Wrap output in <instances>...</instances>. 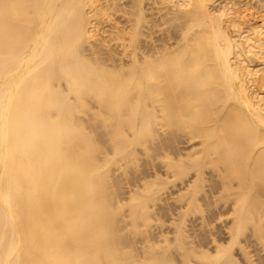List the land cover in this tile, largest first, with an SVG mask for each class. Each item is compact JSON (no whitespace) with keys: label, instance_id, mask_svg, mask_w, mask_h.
Wrapping results in <instances>:
<instances>
[{"label":"bare ground","instance_id":"1","mask_svg":"<svg viewBox=\"0 0 264 264\" xmlns=\"http://www.w3.org/2000/svg\"><path fill=\"white\" fill-rule=\"evenodd\" d=\"M128 1L131 23L112 34L129 62L114 70L83 52L110 37L103 42L96 25L99 0H0V264H264V0L254 20L235 10L251 0H161L173 11L163 9L173 13L165 18L177 22L159 43L141 42L139 57L143 0ZM92 108L114 121L107 137L115 156L131 160L129 147L139 143L161 158L163 170L140 185L146 193L131 190L133 222L151 218L149 201L168 184L182 185L175 235L161 230L155 251L145 232L139 261L118 231L109 158L98 156L100 144L78 117ZM201 200L217 210L201 224L224 215L227 240L222 232H207V241L205 232L184 234Z\"/></svg>","mask_w":264,"mask_h":264},{"label":"rangeland","instance_id":"2","mask_svg":"<svg viewBox=\"0 0 264 264\" xmlns=\"http://www.w3.org/2000/svg\"><path fill=\"white\" fill-rule=\"evenodd\" d=\"M154 1V2H153ZM160 1V2H159ZM220 1H222V0H215L214 2H213V4H214V6H216V7H218L219 6V3H220ZM247 1H250V0H247ZM255 1V2H254ZM105 2L107 3L106 4V6H104L105 5ZM112 2V3H111ZM126 2V3H125ZM128 0H99V3H101V5L103 6L102 8H100V9H97V12H99V13H97V15H100V16H97L96 15V19H99L100 18V21L99 20H96L97 21V26H98V29H99V31H100V33H101V36H100V38H102L101 40H103V42H104V38H103V36L104 35H107L108 33L110 34H108L107 36H104L105 38L107 37H109L108 38V40H107V38L105 39V41L107 40V41H109V43H107V41L105 42V43H102V42H100L101 44H103V46L99 43V44H95V42H91V43H93L94 44V46L91 44V45H87V44H85L83 47V52H84V54L87 56V57H89L90 58V60H91V57H93V58H99V60H101L102 61V64L105 66L106 64H108V65H106L107 67L109 66V67H114V70H115V68L116 67H119L120 65H118V63L119 64H123V65H125V63H126V65L128 64V62H129V56H128V58H127V60H126V57H127V55L126 54H124L123 55V48H122V46H121V43H117V42H121V40L120 39H118V41H117V39L115 38V34L113 33L112 34V31L114 30V25H115V27H116V25L118 26V28H120V30H122L123 28H125V27H127L128 28V26L130 25V23L131 22H129L128 21V17H127V14H126V9L128 8ZM114 3V4H113ZM151 3H153V4H151ZM160 3V4H159ZM218 3V4H217ZM104 4V5H103ZM111 4V5H110ZM150 4V5H149ZM163 4V6H164V3L162 2L161 3V0H143L142 1V10H143V17H145V19H143L145 22H144V24H142L143 25V29L142 30H140L141 31V34L138 36V37H140V38H138V42H136V44H135V50L137 51V57H139V55L138 54H141V52L145 49V46L144 45H146L147 46V44L149 45V44H151V42H152V44H151V46L155 43V44H157V43H159L161 40H163V32H164V39H166L167 38V35L166 34H168V35H170L171 34V32L173 31V28H174V25L176 24V22H177V19H175V18H167V16L169 15V11L171 10L172 11V9H169L170 7H168L169 5L168 4H166L165 6H167V7H165L164 6V8H161L162 5ZM212 4V5H213ZM250 4H251V6H246L247 8H245V6H244V8H240V7H238V8H236L235 10L236 11H238L239 9V11H244V13H246L245 14V18H248V16H250L249 17V19H252V20H254L255 19V14H256V11H258V8H257V6H260V3H258L257 2V0H251L250 1ZM108 7V8H107ZM159 7V8H158ZM108 9V10H107ZM159 9V10H158ZM162 9V10H161ZM163 9H167V10H169L168 12H166L165 10H163ZM259 9H261L260 7H259ZM107 10V11H106ZM119 10V11H118ZM144 10H145V12H144ZM100 11H102V12H100ZM116 11H117V13H116ZM156 11V12H155ZM159 11V12H158ZM162 11V12H161ZM163 11L164 12H166V13H168L167 14V16H166V18H165V14L166 13H163ZM111 12V13H110ZM120 12L122 13V14H120ZM153 14H152V13ZM173 12V11H172ZM171 12V14L173 15V13ZM251 12H252V14H251ZM109 14V16L108 15H106V14ZM115 13V14H114ZM118 13H119V15H118ZM103 14V15H102ZM105 14V15H104ZM148 14V15H147ZM171 14L169 15V16H171ZM247 14H250V15H247ZM254 14V15H253ZM116 15H117V18H116ZM128 15H130V14H128ZM151 15V16H150ZM103 16H105V19H104V17ZM131 17H129V18H132L133 16L132 15H130ZM160 16V17H159ZM253 16V18H251ZM119 17V18H118ZM126 17V18H125ZM162 17H163V19L164 20H166L165 22L162 20ZM107 18V19H106ZM121 18V19H120ZM168 19H170V21L168 20ZM151 20H153V21H151ZM157 22H156V21ZM167 20H168V22H170L169 24H168V22H167ZM103 21V22H102ZM110 21V22H109ZM115 21V22H114ZM127 21H128V23H127ZM161 21V22H160ZM155 22V23H154ZM162 22H164V23H162ZM173 22V23H172ZM103 23V24H102ZM108 23L110 24H112V25H108ZM115 23V24H114ZM125 23V24H124ZM142 23V22H141ZM153 23V24H152ZM159 23V24H158ZM158 24V25H157ZM100 25V26H99ZM124 25V26H123ZM128 25V26H127ZM149 25H150V27H149ZM111 26V27H110ZM140 26H141V24H140ZM162 26V27H161ZM100 27V28H99ZM101 27H103V29L101 28ZM161 27V28H160ZM122 28V29H121ZM167 28H168V30L169 31H167ZM171 28V29H170ZM107 29V30H106ZM145 29V30H144ZM166 30V31H165ZM105 31H106V33H105ZM143 31H144V33H143ZM158 31V32H157ZM154 32V33H153ZM166 32H169V33H166ZM147 34H149V35H147ZM154 34V35H153ZM114 38H113V37ZM144 36V37H143ZM149 36H151L150 38H149ZM153 36V37H152ZM157 36H158V38H157ZM142 37V38H141ZM147 37V38H146ZM111 38L114 40H111ZM161 40H160V39ZM110 39V40H109ZM145 39V40H144ZM152 40L151 42L150 41H148V40ZM157 39H159L160 41H158ZM173 39V38H172ZM171 39V40H172ZM120 40V41H119ZM140 40V41H139ZM142 40V41H141ZM143 40H144V42H143ZM148 42H147V41ZM113 41V42H112ZM116 41V42H115ZM153 41H154V43H153ZM111 42V43H110ZM144 44L143 46H142V43ZM150 42V43H149ZM113 43V44H112ZM105 44H108V45H105ZM110 44H112V46L110 45ZM115 44V45H114ZM118 44V45H117ZM139 45V46H137V48H136V45ZM96 45H97V47H96ZM104 45H105V47H104ZM119 45H120V47H119ZM86 46V47H85ZM99 46V47H98ZM93 47V48H92ZM114 47H115V49H114ZM88 49V50H86V49ZM89 48H90V50H89ZM104 48V49H103ZM111 48V49H110ZM119 48V49H118ZM123 50H122V49ZM91 49H92V53H91ZM94 49V50H93ZM97 49V50H96ZM109 49V50H108ZM114 49V50H113ZM117 49V50H116ZM111 50L112 51H114V53L112 52L111 53ZM102 51H103V53H102ZM118 53H117V52ZM120 51H122V53H120ZM139 51H140V53H139ZM88 52H90V53H88ZM88 53V54H87ZM91 54V56H89ZM106 54V55H105ZM119 54H122V55H119ZM93 55V56H92ZM115 55V56H114ZM97 56V57H96ZM99 56V57H98ZM101 56H103V57H101ZM105 56V57H104ZM107 56V57H106ZM113 56L114 57H116V58H113ZM124 57V61H123V59H122V57ZM141 56V55H140ZM109 57V58H108ZM108 58V59H107ZM121 58V59H120ZM255 58V61H254V59H253V61L255 62V64H258L259 62H261L260 60L261 59H256V57H254ZM110 59V60H109ZM118 59V60H117ZM93 60V59H92ZM105 60V61H104ZM111 60H113V61H111ZM121 62V63H120ZM111 63V64H110ZM114 63V64H113ZM116 64L118 65V66H116ZM115 65V66H114ZM105 66V67H106ZM112 68H110L109 70L110 71H113V69L111 70ZM119 69V68H118ZM114 72V71H113ZM117 72V71H116ZM92 104H94L95 105V102H94V100H91L90 101ZM95 110V108L93 109H89V110H87L86 112L87 113H89V114H87L86 112H82V113H79V119H81L80 121L82 122V124H84V130L86 131V132H89L91 135H92V133H93V138H94V140H95V143L97 144V146H98V143L100 144L98 147H99V154H98V156L99 155H101V158L102 159H104L105 158V154H106V159L105 160H107L108 158V160L110 161H108V167L107 166H104L105 168L104 169H107L106 170V172L107 173H109L108 174V177L107 178H109L108 180H107V192L109 191V194L111 193L112 194V196H113V198H112V203H113V205L115 206V207H117L118 205H119V207H120V209H119V207L116 209L117 211H118V213H119V216L120 217H118V222H117V225H118V231L120 232V234H121V236H122V238H123V240H125V243L123 244L124 245V249L126 250L127 248H128V254L129 255H131L132 253H134V254H132V255H134L135 256V254H136V256H135V258H137L138 259V261L139 260H141L143 257H141L142 255H144L145 254V245H147L148 244V242L146 241H144V236H146L145 235V232H146V234H147V236H149L150 235V237H151V239H152V242H153V244H154V246H153V250H155V251H160L161 250V246L163 245V243H159V240L161 239L160 237H159V232L161 231V230H167L168 231V233H167V236L169 237V238H172L175 234V229H176V224H179L178 222H175V221H173V219H175V217H176V219H178L179 217H181V215H176V216H172V215H174V214H177V211L180 209L179 208V205H180V203L179 204H177V202H179V201H177V195L182 191V185L181 186H170L171 184H168L167 185V188H165V191H162V193H158L157 194V199L156 200H154V203H152L151 202V200L149 201L150 203H151V205H150V207H149V209H148V214H150L149 216L151 217V218H149V220H147L146 222L145 221H143V220H141L140 218H137L134 222H133V220H132V218L129 216V209H131V207H130V205H128V204H130V202H129V197L132 195V192H131V190L133 191V193H134V191H136V192H141V193H146L145 192V190H143V188L141 189V187H140V185H142L143 184V182L145 181V179L147 178V180L149 181V182H151L150 180L151 179H153V178H151L152 176H153V174L152 173H154L155 171H157V169L160 167V169H162L163 167L161 166L162 165V162L159 160V158L160 157H158V156H153V154L156 152H145L144 151V149L142 148V145L141 144H139V143H136V144H132V146L131 147H129V148H131V149H134V153L131 155V160H128V161H126L125 162V160H126V158H123V157H120V156H118V155H114V152L113 153H111V151H113V147H111L110 146V144H109V140H108V134H110V132L113 130V129H111V127L113 128L114 126L113 125H111V123H113L112 121L110 122L109 120H103L102 119V116H100L99 117V114H94L93 113V111ZM90 111H92V113L91 114H94L93 116L92 115H90ZM84 113V114H83ZM101 120V121H100ZM104 122H103V121ZM107 121V122H106ZM85 122V123H84ZM107 124V125H106ZM87 127H86V126ZM111 125V126H110ZM104 127V128H103ZM90 130V131H89ZM110 131V132H109ZM103 141V142H102ZM105 141V142H104ZM108 141V142H107ZM105 145V146H104ZM179 145V147H180V149H181V151H186V150H184V149H186L187 147H188V145H186V144H181V143H179L178 144ZM183 145H185V146H183ZM184 147V149H182ZM101 148V149H100ZM105 150V152L106 153H104V150ZM100 150H101V152H100ZM103 151V152H102ZM103 154V156H102V154ZM153 153V154H152ZM108 156V157H107ZM113 156H114V158L116 157V160H112V163H111V158H113ZM154 158H153V157ZM100 157V156H99ZM104 157V158H103ZM119 159H118V158ZM125 159V160H124ZM153 159V160H152ZM161 159V158H160ZM163 160V159H162ZM117 161V162H116ZM114 162H116V163H114ZM153 162V164H155L154 166L156 167H154L151 163ZM158 162V163H157ZM160 163H161V165H160ZM153 167H152V166ZM145 166V167H144ZM147 166H148V168H147ZM107 167V168H106ZM103 168V167H102ZM145 170H147V169H149L148 171H144V169ZM152 168V169H151ZM210 168H206L205 169V176H207L208 178L209 177H211L212 175H210V170H209ZM141 170H142V172H141ZM151 170V171H150ZM163 170V169H162ZM140 171V172H139ZM143 173V174H142ZM145 173H148V174H145ZM159 173H160V171H159ZM138 174H139V176L140 177H144V179H140V177L138 176ZM161 174H162V171H161ZM144 175H147L146 177L144 176ZM209 175V176H208ZM163 176V175H162ZM136 177V178H135ZM164 177V176H163ZM163 177H161V178H163ZM110 180V181H109ZM146 180V181H147ZM142 181V182H141ZM111 182V184H108V183H110ZM148 182V183H149ZM141 183V184H140ZM209 182H206V184H208ZM135 185V186H134ZM155 185V186H154ZM110 186V187H109ZM151 186V185H150ZM168 186H170V188L168 187ZM152 188H156V187H158V186H156V184H152V186H151ZM208 186L206 185V187H204L205 189L207 188ZM136 190H135V189ZM109 189V190H108ZM170 189V190H169ZM178 189V190H177ZM114 192V193H113ZM163 193H164V195H163ZM131 194V195H130ZM174 195V196H173ZM171 196H172V198H171ZM160 197V198H159ZM175 197V198H174ZM159 198V199H158ZM165 198V199H164ZM170 198H171V200H170ZM169 199V200H168ZM174 199V200H173ZM167 200V201H166ZM176 200V201H175ZM156 201V202H155ZM121 202V203H120ZM201 203H203L202 204V207H203V211H202V213L201 212H193V211H195L194 210V208H191V211H190V213H192V214H190V213H188L187 215H186V222H185V224L183 225V223H182V226H184V228H186V230L184 231V234H191V235H193V234H195V233H197V232H199V233H204L205 232V235L207 236V238H205V240L207 241V240H209V234L207 233V232H210L211 231V233H213V234H216V237H218V238H220V236L221 237H223V235H224V238L225 239H221V240H227V238H226V234H225V232L223 233L222 231V229H224L225 228V221H224V215H222L221 217H220V215H218L219 216V218H221L220 220H219V218L217 217H214L213 218V216H217V214L216 215H212V217H210V218H208L207 219V224H209L210 223V225H212V224H214V225H212V226H210V228H209V226L207 225V224H205V222L204 223H202L201 224V219L200 218H202L203 216H204V214L203 213H205V215L207 216L208 214H211V213H209V212H211V210H212V213H216V212H214V211H217V210H213L212 208H213V206L212 205H207V202H206V204H204L205 203V200H201ZM118 204V205H117ZM170 204V205H169ZM204 205V206H203ZM206 206V207H205ZM210 206H212V208L210 207ZM204 208H205V210H204ZM211 208V209H210ZM150 210V211H149ZM170 211V212H169ZM176 211V212H175ZM197 213V214H196ZM162 214H164V215H162ZM190 214V215H189ZM158 215V216H157ZM201 217H200V216ZM203 215V216H202ZM179 216V217H178ZM172 219H171V218ZM178 217V218H177ZM198 217V218H197ZM157 219V220H156ZM158 219H160V220H158ZM161 219H162V222H160L161 221ZM189 221H188V220ZM195 219V220H194ZM212 219V220H211ZM199 220V221H198ZM209 220H211V221H209ZM214 220H216V221H214ZM159 221V222H158ZM168 221V222H167ZM172 221V222H171ZM218 221V222H217ZM223 221V222H222ZM122 222V223H121ZM150 222V223H149ZM155 222H157L156 224H155ZM171 222V223H170ZM200 222V223H199ZM212 222V223H211ZM152 223V224H151ZM187 223V224H186ZM194 223V224H193ZM147 224H148V226H149V229H148V226H147ZM154 224V225H153ZM170 224V225H169ZM191 224V225H190ZM197 224H199V225H202L201 227L200 226H198ZM223 224V225H222ZM150 225H151V227H150ZM164 225H166V226H164ZM172 225V226H171ZM203 225H204V227H203ZM205 225H207L206 227L208 228V229H210L209 231H207V230H204V229H207L206 227H205ZM155 226V227H154ZM175 226V227H174ZM216 226H217V228H216ZM224 226V227H223ZM169 227H171V228H169ZM172 227H174V228H172ZM197 227H198V229H199V227H200V230H202V231H200V230H198L197 229ZM219 227V228H218ZM221 227V228H220ZM143 228H144V230H143ZM157 228V229H156ZM194 228H195V230H194ZM214 228H216L217 230L219 229V232L216 230V229H214ZM153 229V230H152ZM174 229V230H173ZM213 229L214 230H216L219 234L222 232V234L223 235H219L217 232H214L213 231ZM149 231V233H147L148 231ZM220 230H222V231H220ZM143 231V232H142ZM152 231H154V232H152ZM172 231V232H171ZM193 231V232H192ZM140 232H142V233H140ZM187 232V233H186ZM208 235H207V234ZM172 234V235H171ZM142 235V236H141ZM131 238H130V237ZM205 236V237H206ZM209 236V237H208ZM134 237V238H133ZM157 237H158V240H157ZM159 243H157V242ZM131 242H132V244H131ZM155 242V243H154ZM209 242V241H208ZM128 243V244H127ZM144 243V244H143ZM158 245H157V244ZM142 244V245H141ZM209 245H211V243H208V246ZM131 248H130V247ZM133 246H135V248L133 247ZM138 246V247H137ZM142 247V248H141ZM211 247V246H210ZM132 248H134V249H132ZM142 250H141V249ZM155 248V249H154ZM129 249H131L132 251V253L130 252V250ZM144 254H143V253ZM139 253H142L141 255H139ZM234 253H235V255L238 257V259L239 260H241V259H243L241 256H239L240 254H239V252L237 251H235L234 250ZM138 255L141 257V259L138 257ZM244 260H241L240 261V263L241 264H245V261L243 262ZM247 264V263H246Z\"/></svg>","mask_w":264,"mask_h":264}]
</instances>
